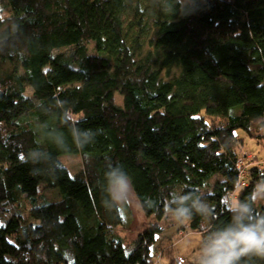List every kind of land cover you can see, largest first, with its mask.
I'll use <instances>...</instances> for the list:
<instances>
[{"label":"trees","instance_id":"1","mask_svg":"<svg viewBox=\"0 0 264 264\" xmlns=\"http://www.w3.org/2000/svg\"><path fill=\"white\" fill-rule=\"evenodd\" d=\"M141 4L0 0V264H152L156 252L171 262L163 238L151 249L165 226L117 232L129 216L105 203L109 165L158 220L172 192L202 194L214 219L189 221L202 240L205 224L230 219L228 196L245 199L264 179L246 156L240 184L237 133L264 145V0ZM77 118L96 134L83 148L67 123ZM68 153L82 161L72 175L59 159ZM45 188L59 198L42 202Z\"/></svg>","mask_w":264,"mask_h":264},{"label":"clouds","instance_id":"2","mask_svg":"<svg viewBox=\"0 0 264 264\" xmlns=\"http://www.w3.org/2000/svg\"><path fill=\"white\" fill-rule=\"evenodd\" d=\"M178 0H176V4ZM176 6V5H175ZM5 20L0 9V22ZM68 107L64 112H70ZM74 114V113H73ZM76 122H67L75 131V141L80 148L94 142L95 132L78 127ZM31 159L39 160V153ZM105 203L110 207H126L132 200L133 185L131 178L120 165H109L105 173ZM264 203V179L260 180L245 199H233L228 196L225 207L230 219L221 225L205 224L202 228L204 239L196 264H243L245 260L258 258L264 260V212L257 211V205ZM153 202L151 206H155ZM164 209L167 216L184 224L194 215L209 221L214 219L209 204L200 193L172 192Z\"/></svg>","mask_w":264,"mask_h":264},{"label":"rangeland","instance_id":"3","mask_svg":"<svg viewBox=\"0 0 264 264\" xmlns=\"http://www.w3.org/2000/svg\"><path fill=\"white\" fill-rule=\"evenodd\" d=\"M153 0H142V7H145L148 10H151ZM134 18L131 13H129L126 23L128 20ZM126 26H128L126 24ZM136 28L129 30V35H134ZM4 65V64H3ZM8 65V64H7ZM4 70L2 64H0V72ZM117 103H120L121 100L117 96ZM237 133L243 138V145L241 146L240 156L245 159L247 155H251V160L256 157L255 163L260 167L264 166V145L257 143L254 138H251L245 134L242 130H237ZM60 162L65 166L68 172L72 175L74 174L81 166L82 161L78 154H62L59 156ZM244 186V185H243ZM41 187V185H40ZM42 202L55 201L59 198V193L56 188H45L42 189ZM125 215L129 216V225L127 229L118 228L117 232L124 237L126 240H130L136 236V234L145 227H148L150 224L158 223L165 226V229L161 236L157 239L151 247L154 252L157 249V246L161 239L166 247L170 246L173 249V256L171 262H167V258L162 254H157L160 256L162 264H174V259L176 256L180 255L184 257L186 261L192 263L196 261L197 257L200 254V247L202 242V233L196 229H193L189 225V221L180 224L174 221L171 217H166L162 220H158L154 215H146L140 207V204L132 191V200L129 202V205L122 207ZM9 218V214L6 213L3 217H0V223H3L6 219ZM179 230V231H178ZM157 253V252H156ZM154 255L153 261L155 260ZM153 263V262H152Z\"/></svg>","mask_w":264,"mask_h":264},{"label":"built area","instance_id":"4","mask_svg":"<svg viewBox=\"0 0 264 264\" xmlns=\"http://www.w3.org/2000/svg\"><path fill=\"white\" fill-rule=\"evenodd\" d=\"M239 162H240V165L243 166V168L240 167V168H241V169H240V177L242 178L241 181H240V184L243 186V185L246 184L244 178L246 177V166H247V165L244 163V159H242V158H240ZM249 164H250V163L248 162V165H249ZM244 167H245V168H244ZM157 254H160V253L157 252V253H155L154 255H157ZM162 263H163V262L160 260V256L157 255V256L155 257V260L153 261L152 264H162ZM174 264H188V262L184 259V257L178 255V256H176L175 259H174Z\"/></svg>","mask_w":264,"mask_h":264},{"label":"crops","instance_id":"5","mask_svg":"<svg viewBox=\"0 0 264 264\" xmlns=\"http://www.w3.org/2000/svg\"><path fill=\"white\" fill-rule=\"evenodd\" d=\"M247 157H249V158H250V157H251V155H247Z\"/></svg>","mask_w":264,"mask_h":264}]
</instances>
